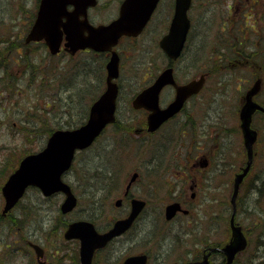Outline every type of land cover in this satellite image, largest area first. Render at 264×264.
<instances>
[{"label":"rangeland","instance_id":"1","mask_svg":"<svg viewBox=\"0 0 264 264\" xmlns=\"http://www.w3.org/2000/svg\"><path fill=\"white\" fill-rule=\"evenodd\" d=\"M219 1L228 8L221 10L216 7L214 1L209 0H196L194 4L191 15L195 32L188 40L184 56L175 63L176 73L182 80L196 79L200 76L199 73L211 65L209 60L214 57H210L214 53L212 48L216 46L222 49V42L216 39L219 29L223 30V25L226 27V32L229 30L238 39L247 36L248 44L253 43L251 45L260 49L264 47V4H261L255 17L247 19L243 16L242 10L229 11L234 0ZM36 2L37 0H0V169L6 156L13 150L16 151L13 154L16 157L13 168L6 173L0 172V188L14 173V168L25 155L35 154L44 148L48 140V138L44 139L46 131L56 130V127L69 128L72 125L78 127L87 120L86 110L92 101L105 90L102 82L106 75L104 57L87 58L86 60L90 62L89 69L87 66L84 67V57V62H81L82 66H80L81 56L75 60L67 56L63 59L51 58L42 45L31 44L30 48L25 45L26 36L30 32L37 10ZM160 9V13L165 10L163 5ZM212 19L214 20L210 22ZM133 43L137 51H132V54L130 52L131 58L125 59L122 72L131 74L132 71L149 68L150 65L158 71L167 67V59L159 53L158 41L149 44L138 40ZM130 46L125 45V50L129 51L132 47ZM13 47L14 50H10ZM258 48L256 51L259 54ZM152 50L159 54L152 55ZM223 50L228 51L226 48ZM217 57L214 59L216 60ZM227 60L223 61L222 71L209 78L205 89L199 94V99L205 102L207 98L212 97L211 99L218 106L221 145L228 146L223 149L228 153L229 159L226 157L223 161L234 163L237 162L238 151L242 148L241 151L245 152L241 144V135L239 132L236 133L237 129H240L239 111L244 92L253 87L257 76H260L264 82V54L259 59L260 68L246 67L249 62L241 61L237 62L236 67L229 66L231 68L228 70ZM79 84V92L70 90L72 87H79ZM219 88L221 91L218 90ZM132 93L126 91L121 93L117 114L121 126L129 129L122 131L113 126L109 127L94 146L87 151L79 152L74 164L75 168L64 177L76 189L75 194L79 200L76 209L65 216L59 211L60 205L64 202L63 195L57 194L45 198L38 189H29L25 198L12 212L17 215L16 218H21L20 216L25 214V224L19 228L12 215L0 221V264H38L35 252L28 253L29 247L24 246L27 242L38 245L40 242L46 246L45 259L49 264H78L79 244L75 240L66 241L63 234L66 221L89 218L93 219L100 230L110 227L115 223L116 218L126 214L132 205L133 198L131 202L130 199L126 201L130 192L127 193L125 186L135 169H142L145 179L138 181L139 183L133 180L130 197L146 201L147 209L142 214V220L138 222L145 230L142 234L143 243L140 241L132 243L130 253H150L151 264H181L194 260V256L200 257L207 248L205 247L207 243L214 245L229 241L231 227L228 215L233 196L234 176L225 173L223 177L214 175L215 182L224 183V185H216L224 187V192L223 190L217 192L215 186L213 193L210 192L213 196L203 200L200 196L197 201L191 202L189 188L192 181L191 183L188 181L190 175L184 171V166L173 165L187 164V157L183 152L179 149L180 153L169 151L170 148L176 147V144L169 143L170 145L165 146L163 141L156 138L157 136L142 142L143 139L138 138L136 132H132L143 118L127 108ZM258 126L261 127L264 135V126L259 123ZM26 128H31L33 131L24 133ZM233 128L236 131L230 133L228 130ZM32 135L34 137L28 139L30 141L26 146L32 152L24 155L25 152H21L23 144L26 137ZM159 142L163 146L156 144ZM262 145L264 146V142ZM113 149L115 153L112 152ZM242 157L244 158V153ZM169 165L171 167H168ZM147 166L154 167V172H146L144 168ZM229 169L228 167L226 171ZM234 171L237 172V168ZM107 172L113 175V181L102 177ZM94 173L100 175V180L92 177ZM249 183L246 181L244 185L243 196ZM185 192L186 195H190L187 201L190 203L191 215L184 217L181 214L178 219L167 221L165 217L167 206L184 198ZM118 199H123V204L117 208L115 202ZM253 201L255 200L251 198L250 203L253 204ZM262 202L264 203V198L259 200V204ZM3 207L0 189L1 211ZM239 215L240 222L248 231L250 245L248 251L240 255L235 264H250L252 253H256V237L252 221L256 216L263 220V214L259 215L257 212V215L253 216L245 214L243 210ZM157 237H160V241H156ZM126 248L124 243L117 253L118 256L113 255V260L109 258L110 256L113 258L110 250L102 253L101 260L97 264H117V260H122L119 257L126 252ZM156 257L159 259L157 260ZM218 257L214 256L215 264L220 263ZM115 259L117 260L114 261ZM255 259L252 264L260 262L259 259Z\"/></svg>","mask_w":264,"mask_h":264},{"label":"water","instance_id":"2","mask_svg":"<svg viewBox=\"0 0 264 264\" xmlns=\"http://www.w3.org/2000/svg\"><path fill=\"white\" fill-rule=\"evenodd\" d=\"M51 1H41L42 4L38 12V18L27 36V42L46 40L52 54H57L61 48L60 45L63 38L61 29L63 27H65L67 44L71 47L72 54H75L77 50L86 49V47L99 52L111 51L113 47L118 45V40L122 36H137L140 34L149 22L148 20L159 2V0H128L121 9L120 17L113 23L107 26L93 27L88 23L87 19H84L81 22L84 25V29L80 30L77 21L74 19L67 20L66 22L58 19H47L49 14L46 12V6H49ZM66 1L68 0H58V3L65 5L67 4ZM89 1L90 4L95 3V0ZM191 4L192 0H177L171 32L163 37L160 44L161 49L173 61L181 57L187 42L190 24L188 11ZM55 14H60V12ZM85 31L87 34L84 33ZM119 63L120 56L116 52H113L106 66L108 78L107 91L91 107L86 124L78 129H58L53 132L47 141L46 148L41 152L26 156L20 163L19 168L8 178L2 189L6 203L3 211L4 215L17 205L26 193L28 186L38 187L46 197L59 192L64 193L66 198L61 205V212L69 213L77 206L78 200L73 194L72 189L63 181L62 176L71 168L75 153L89 148L108 125L116 122L118 88L114 79L119 78ZM157 80L154 88H149L133 102V106L136 109L145 108L152 111V114L148 118V131L151 132H154L168 118L176 115L183 108L182 106L189 97L198 94L205 85L206 75H202L197 80L186 83V85H177L173 75V68L170 67L165 69ZM166 84L175 86L177 93L176 100L166 110H163L159 106V94ZM261 89L262 81L258 78L255 80L253 87L245 93L239 114L248 162L243 173L237 174L234 180V194L231 201L234 207V214L230 220L231 239L221 248H211L202 262L194 261L183 264H209L210 255L216 251L225 256L227 264H233L236 256L248 249L249 239L245 236L243 226L236 222L235 211L240 186L253 164V147L258 138L257 131L252 126L254 113L256 111L264 113V107L255 101V97L260 94ZM136 177L137 173L133 175L131 183L136 180ZM116 205L120 206L121 200L117 201ZM145 205L146 203L141 199L133 200L130 215L125 219L117 220L113 228L105 232V234L99 233L94 223L92 224L86 220L71 223L65 232V237L67 240L78 239L80 241L82 264H91L96 250L104 248L107 242L116 238V236L125 234L135 223L137 216L144 209ZM181 209L182 207L178 203L170 204L166 209V218L168 220L172 219ZM36 255L40 264H46L41 261V258H44V253L40 247H36ZM123 264H148L147 256L128 257Z\"/></svg>","mask_w":264,"mask_h":264},{"label":"flooded vegetation","instance_id":"3","mask_svg":"<svg viewBox=\"0 0 264 264\" xmlns=\"http://www.w3.org/2000/svg\"><path fill=\"white\" fill-rule=\"evenodd\" d=\"M41 1L42 0H37L36 2L37 5L35 7L37 8V10L34 14L35 17L33 16L34 21H32V23H34L38 17L37 14L42 4ZM75 1H78V0H68L66 1L67 4L60 5L58 3V0L57 1L52 0L50 5L46 6V12L49 14L47 19H50V20L58 19V20H61L62 22H66L67 20L74 19L77 21V24L79 25L78 28L80 30L84 29V25L81 23L84 21V19H87L89 23H91L94 26L99 25V24L107 25L117 19V17L121 13L120 10L122 6L127 2V0H95L96 1L95 4L91 5L89 3L90 2L89 0H81L78 2H75ZM247 3L248 4L250 3L249 8L247 7L248 11L253 10L255 7L258 6L254 2H250L249 0H247ZM162 5L164 6L165 10L163 13H160V10H161L160 8ZM175 5H176V0H160L156 8V11L150 20L151 22L149 23L148 26H150L151 23L154 21H156V25L158 27L161 28L162 26V29L166 25L169 26L173 21L172 19L175 14ZM238 10H242V7L241 6L238 7ZM57 12H60V14H55ZM56 15H57V18H56ZM61 30L63 32V35H62L63 38H62V42L60 45L61 49L55 57L62 58V57L67 56L71 60H75L76 58H80L79 56H81L82 61H79V62H84V58L86 57H89L91 59H96L99 56H103L108 61L109 53H95V51L91 48H86V50L79 51L77 54H75V56H70L69 53L72 51V49L67 44L68 41H67V35L65 32V27H63ZM84 33H86V31ZM162 33H164V31ZM142 34L139 37L129 36V37H122L120 39V41L118 42L119 45L117 47L118 48L117 52H118V55L121 56L122 63H124L125 58L126 59L131 58V56L129 55L130 50L126 51L125 50L126 48L124 46L125 45L134 46L133 42L140 40V37L142 36ZM31 44H37L40 46L42 45L43 47L47 49L48 52H50V47L48 46V42L46 40H43L41 42H30V43L25 42V45L28 48H30ZM12 50H14V47L12 48ZM122 51H124V53ZM156 71L155 69L153 71L142 69V70L132 71L131 74H135L139 76L140 81H142L141 77L142 75H144L146 78L145 86H149L148 83L153 81L154 79L153 73ZM160 72L161 71L159 70L158 73ZM175 75H176L178 84H186V82H188V80L185 81V80L180 79L177 74ZM175 94H176V90L173 86L166 87L165 90H163L160 95L161 108L165 109V107L171 104L173 100L175 99ZM212 102L213 103L210 102L211 104L209 105L210 106L209 114L205 117H202V114L199 112L198 106L205 105V102L200 101L199 95L190 97L185 103V105L183 106V109L179 113H177L176 116H173L172 118L167 120L166 123H164L161 127H159L155 132H152V133L147 131L148 122H149V120L147 119L149 118V115L151 114V112L146 109L137 110V109H134L132 106L130 109L132 112L134 111L140 114L141 117L143 116V118H141V121L139 122L140 124L139 125L137 124V126L133 128L132 130V132H136L138 138L143 139L142 142H145L147 139L152 140L154 139L153 137H156V136H157L156 138L159 141H163V144L165 146L170 145L171 143L178 144V142H180V145H178V147H176L174 150L170 148L169 151L178 153L179 152L178 149H179L180 151L183 152V155L187 157L186 158L187 164L183 165V163H179V164H173V165L178 166V167L184 166V169H185L184 171H186L187 175L188 174L190 175L188 181L190 183L192 181V185L189 189L191 192L190 194L191 202L193 201V203H194V200L197 201L200 196L202 197V200L209 198L210 196H213L212 193H213L214 187L216 185H224L222 181L215 182L214 175L218 174L219 177H223L224 173H228L227 171H224V164H223V160H224L223 152L225 151L223 147L225 148L228 146L221 145L220 120H219V117L216 115L217 114V107L215 106L216 103L214 101ZM262 121H263L262 116L259 115V112H257L255 114L254 122L262 124ZM256 130L258 134L257 135L258 140L255 145L256 160L253 162L248 178L252 182H254V186L257 187L258 184L259 186L261 185L260 181L262 182V180H264V146L262 145V142H264V135L262 133L263 131L261 130V127L258 126L257 124H256ZM228 131L231 133L233 131H236V129L233 128V129H229ZM238 132L241 135V129H237L236 133ZM156 144L159 146H163V144L160 142ZM241 144L243 146V139H242ZM228 150H231V149H228ZM241 150L243 149L241 148L237 153V159L239 158V156L242 157L244 153ZM168 167H171V165H169ZM168 167H167V172H168ZM144 169L146 170V172H154V167L152 166L150 167L147 166ZM141 170L142 169H139L140 176L138 177V180L136 183H139L138 181H142L145 179V174L143 175V172H141ZM230 172H231L230 175L232 177L234 176L235 178V176L241 171L239 170V168H237V172L235 171H230ZM152 185L155 186V184H152ZM216 188H217L216 189L217 192L219 190H223L222 192H224V189H225L224 187H219V186H216ZM127 193L129 194L126 197L127 198L126 201L130 199V202H131L132 198L133 200L137 198V197H130V194L132 193V187ZM190 195L189 196L186 195V192H185L183 195L184 198H181V200L178 201L182 205L183 208L189 210V214H185L184 212L178 213L174 220L178 219L179 215L181 214L184 217H188L189 215H191V210L189 209L190 203L187 201V197L189 200ZM255 197L258 200V192L257 194H255ZM128 209L129 210L126 212V214H124L123 216L117 217L115 222L117 220L124 219L126 216H129L132 210L131 206ZM142 214L137 218V221L134 223L132 228L127 230L125 234H122L120 236H116V238H113L115 239V242L117 241L118 244L116 245H114V243L107 244L104 248L96 250L94 254L95 256L91 264H97L101 260L100 255L102 253H106V251H109V250L112 256L114 255L115 257H117L118 256L117 253L121 250L124 243H125V246L127 247L126 252L123 253L121 257H119V258H122L121 261L117 259L114 260V261L117 260L118 262V263L116 262L117 264H123L128 259V257H131V256L134 257L139 254L147 255L148 264H151L152 256L150 253L148 252H139L138 254L130 253V251L132 250V247H131L132 243H138L139 241L143 243L142 234L145 230L143 229V227H141L138 224V222L142 220L141 219ZM114 224L115 223H113L112 225ZM110 227L105 228V230L103 231L100 230L99 228L97 229L99 232L104 233ZM76 242L79 244L78 241ZM78 246H79V250L77 252V255H79V262L77 263L82 264L81 255H80L81 245L79 244ZM204 251L207 252V250H204ZM114 256L113 258L111 256L109 258L113 260ZM204 256H205V253H202V255L199 258L198 257L196 258V256H194L195 258L192 261H201L204 258ZM223 258H220V257L217 258L218 260H220V263L218 264H223L226 262L224 256ZM156 259L158 260L159 257H156ZM210 259L213 260V264H215L214 255ZM221 260H223V262H221ZM188 261H191V260H188Z\"/></svg>","mask_w":264,"mask_h":264},{"label":"trees","instance_id":"4","mask_svg":"<svg viewBox=\"0 0 264 264\" xmlns=\"http://www.w3.org/2000/svg\"><path fill=\"white\" fill-rule=\"evenodd\" d=\"M197 1H199V0H197ZM200 1H202V0H200ZM209 1H214L213 3H216V2L220 3L219 0H209ZM263 1L264 0H252L251 2H254L256 5L260 6L261 4H264ZM237 5L239 7L240 6L242 7L243 16L246 17L247 19H252L258 13V11L257 12H253V10H249V11L245 10V7L249 8V6H250V3L248 4L246 2V0H237ZM221 6H223V5H221ZM225 8H228V6L227 7L223 6V9H225ZM229 10H230V8H229ZM222 27H223L222 28L223 30L219 29V34L217 35V39H216L217 41L220 40L222 42V49H220V47L217 48L216 46L212 48V49H214L213 50L214 53L212 55H210V57L211 56H214V57L218 56V57H217L216 60L214 59V57H211L210 60H209L211 62V65L208 66L207 69L202 71V73H207L210 76H212L214 74H217V73L221 72L222 69H223V61L225 59H228L227 61H229V64H227L228 65L227 66L228 70H230V68H231L229 66L236 67L237 66V62H241V61L249 62L248 66H246V67L252 68L254 66H258L260 68L259 59L261 58L262 54H264V51H263L264 47L260 49V48H258V46L251 45L253 43L248 44L249 41H248V39H246L247 36H243V37H241V39H238L234 34H231L229 32V30H228V32H226V30H225L226 27H224V25ZM222 37H223L222 40L224 42L221 40ZM233 38L236 39V42H234ZM223 48H226L228 51H224ZM257 48L260 49V53L259 54L256 51ZM229 49H231L233 51H230ZM10 50H12V48ZM12 56H13V54H12ZM238 67H240V66H238ZM241 67H243V66H241ZM214 72H216V73H214ZM88 109L86 110L87 114H88ZM82 124H84V122ZM82 124H80V125H82ZM73 127L74 128H78V127H75L74 125L70 126L69 128H73ZM114 127H116L119 130H122V129H124V130L127 129L128 130L129 129L128 127H122L120 121H118ZM56 128H62V127H56ZM124 130H122V131H124ZM25 131L32 132L33 130L31 128L30 129L26 128L24 130V133H25ZM53 131L54 130L46 131L45 134H44V139L48 138ZM33 137H34V135H32L31 137H26L25 144H23V150H21V152L22 151H23V153L25 152L24 155L27 154V153H31L32 152V150L28 149L26 146L29 144V141H30V140L28 141V139H31ZM31 146L32 145L30 144V147ZM14 152H16V151L13 150L12 152H10L6 156V158H5L4 162H3V165L1 166V169H0L1 173H6L8 170L13 168V163H14V160H15L14 158H16L15 156H13ZM33 152H34V150H33ZM112 152L115 153V149H113ZM227 155H228V153L224 151L223 152L224 160L227 157ZM240 158L241 159L238 158L237 162L235 161L234 163L233 162H228V161L227 162L223 161L224 171H226V169L228 167L230 168L229 170H227L228 173H225V174L230 175L231 174L230 171H234V169L238 168L235 165V163L236 164L242 163V161H243L242 157H240ZM227 159H229V158L227 157ZM108 166H109V162H108ZM111 176H112V181H113V175L111 174ZM0 177H1V175H0ZM246 181L250 182L249 185L246 188V192H245L246 194H245V196L241 195L238 198V201H237V204H238V213H237L238 220H239V216H240L239 214H240L241 211L243 212V210H244V213L248 214V215H253L254 216V215H257V212H258L259 215L263 214V220H261L258 216H256L255 218H253V221H252L254 234H255V237H256V241H255V246H256L255 247L256 248L255 251H256V253H252V258H251L252 260H251L250 264H252L256 260L255 258L259 259L260 262L258 264H264V203L262 202L261 204H259V200L261 198L262 199L264 198V180H262V182L260 181L261 185L259 186V184H258L257 187L254 186V182H252L249 178H247ZM243 189H244V186L242 187L241 192H242ZM257 192H258V200L255 197V194H257ZM244 197L246 198V200H244ZM251 198H252V200H256V201H253L254 205L250 203ZM258 204H259V206H258ZM245 206H246V208H245ZM12 212L9 213L8 216L12 215L13 219L15 220V222H17L16 224L19 226V228L22 227V225H24L25 222H26V215L24 214V215L20 216L21 218H16L17 215L15 216L14 214H12ZM4 219H5V217L1 214V210H0V221H2ZM228 219H229V217H228ZM239 222H240V220H239ZM240 223L242 224V222H240ZM256 232H257V234H256ZM206 245H208V243ZM216 245H221V244L220 243L214 244V246H216Z\"/></svg>","mask_w":264,"mask_h":264},{"label":"bare ground","instance_id":"5","mask_svg":"<svg viewBox=\"0 0 264 264\" xmlns=\"http://www.w3.org/2000/svg\"><path fill=\"white\" fill-rule=\"evenodd\" d=\"M217 3V5H216V7H219L221 10H223V6H221V4L220 3H218V2H216ZM261 8V5L260 6H257V7H255L254 9H253V12H257V11H259V9ZM230 12H231V10H229ZM206 18V17H205ZM188 19L190 20V24H189V27H188V30H189V33L190 34H193L194 32H195V30H194V22H193V19H192V15H189L188 16ZM207 19V18H206ZM214 19H212L210 22H212ZM207 21H209L208 19H207ZM168 25H166L163 29L162 28H160V27H158L156 24H155V21L154 22H152L151 23V25L150 26H148L147 28H144V33L142 34V36L140 37V40H143V41H145V43H149V44H152V42H154V41H158L159 43H158V45L160 46V42L162 41V39H163V37L164 36H166V35H168L171 31V27H172V24H170L168 27H167ZM164 31V33H162ZM123 53H124V51H122ZM158 55L159 53L157 52V51H153L152 50V55ZM126 59V58H125ZM152 60L153 59H151V62H152ZM124 62H125V60H124ZM151 62L149 63V65L151 64ZM80 66H82V64H81V62H80V64H79ZM102 64H100V67L103 69V67L101 66ZM119 66H120V73H119V78L118 79H114V81L116 82V85H117V88H118V97H117V103H116V105H117V110H118V105H119V103H120V100L118 99L119 97H120V94L122 93V92H124V91H126V92H130V93H132V96H131V98H130V102H129V104L127 105V108H128V110H130L131 109V106H132V104H133V102H134V100H136L137 99V97L139 98L141 95H143V93L144 92H146V90H148L149 88H154L155 87V85L157 84V79L161 76V72L160 73H158L159 71H156V69L153 67L152 68V65H150V67L149 68H147V67H145V68H142V69H144V70H151V71H153L154 69H155V71L156 72H154L153 73V76H154V79H153V81H151V82H149L148 83V85L149 86H145V76L144 75H142V81H140V77L139 76H137V75H135V74H131V75H129L128 74V72L127 73H124V72H122V70H123V68L125 67L124 66V63H122V59H121V56H120V63H119ZM97 67H98V65H97ZM98 69H99V67H98ZM158 70V69H157ZM105 80L103 79V88L105 89L100 95H99V97L104 93V92H106L107 91V80H108V78H107V70H105ZM165 87L161 90V92L160 93H162V91L163 90H165V88L166 87H169L170 85L169 84H166V85H164ZM221 88V87H220ZM218 89V90H220L221 91V89ZM80 90V84H79V87L77 86L76 88L75 87H72L70 90L71 91H75V92H79V90ZM214 95V94H213ZM216 96V95H215ZM99 97L96 99V100H94V101H92V103H91V105L89 106L90 107V109H91V107L98 101V99H99ZM81 98V97H80ZM212 98V97H211ZM211 98H207L206 100H205V105H203V106H198L199 107V112L202 114V112H203V117H205V116H207L208 114H209V112H210V110H209V108H210V104L211 103H213L212 101H213V99H211ZM83 99V98H82ZM210 100V101H209ZM211 102V103H210ZM212 106H213V104H212ZM216 107H217V116L219 117L220 115H219V109H218V106L217 105H215ZM203 107H205V108H203ZM90 109H89V112H91L90 111ZM206 109V110H205ZM131 111V110H130ZM171 118V117H170ZM170 118H168V119H170ZM220 118V117H219ZM247 153H246V159H245V161H242V163H238V164H236L235 163V165L239 168V170L240 171H242V173H243V170L245 169V167L247 166V162H248V160H247ZM252 160L253 161H255L256 160V154L254 153L253 154V158H252ZM110 166V165H109ZM18 167V166H17ZM112 166H110V168H111ZM250 169H251V167H250ZM249 169V170H250ZM250 172V171H249ZM105 175L104 176H102V177H105V179L107 178L108 180H112V177H111V173L110 172H107V173H104ZM92 177H94V179L95 180H100V175L99 174H97V173H94V175L92 176ZM38 189V187H35V186H28L27 188H26V191L28 192L29 191V189ZM5 205H6V203H5V200H4V202H3ZM237 213H238V209L236 208V211H235V215H236V217L238 216L237 215ZM71 214V212H69V213H67V212H63V215H65V216H68V215H70ZM234 214V208H230V212H229V221L231 220V218L233 217L232 215ZM67 223V224H66ZM66 223H65V225L67 226V228L71 225V223H73V220H71V221H66ZM103 230H105V229H102V231ZM103 233V232H102ZM105 233V232H104ZM161 237V236H160ZM160 237H157L156 238V241H160ZM112 243H114V245H116V244H118L117 243V241L115 242V239H111V240H109L108 242H107V244H112ZM168 243V242H167ZM28 246L29 247V250L30 251H28V253L29 252H32V251H34V252H36V247H40L41 248V250L43 251V253H46V249H45V247L46 246H43L40 242H39V245L38 244H36V243H34V244H31V243H25V245L24 246ZM27 247V248H28Z\"/></svg>","mask_w":264,"mask_h":264}]
</instances>
